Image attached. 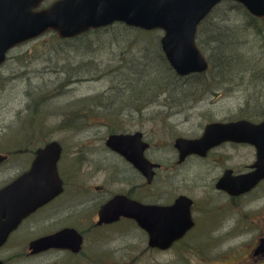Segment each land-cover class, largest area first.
<instances>
[{
    "label": "rangeland",
    "instance_id": "374dc122",
    "mask_svg": "<svg viewBox=\"0 0 264 264\" xmlns=\"http://www.w3.org/2000/svg\"><path fill=\"white\" fill-rule=\"evenodd\" d=\"M247 20L234 3H222L210 22L226 28L222 35L226 36L229 45L223 48L219 43L206 42L208 37L205 35L198 37L201 52L207 59L208 54L217 58L219 52L224 56L227 53L228 73L219 77L224 79L223 83L217 82L214 66L204 78L178 80L177 87L175 81L171 84V74L157 59L158 34L157 38L137 31L114 29L69 41H60L47 34L11 50L0 72V150L4 151L11 143L30 140L43 143L51 139L67 149L75 146L74 142L90 140L97 148L94 150L95 161L91 158L93 171L98 166L104 171L99 173L100 169L89 177L80 163L73 167L70 164V173L79 179L74 185L80 189L86 180L94 178L95 183H101L109 177L114 178L117 160L113 154L115 158L102 159L109 158L102 151L104 141L112 130L126 125L132 129L129 117L138 116L136 128L148 130L149 156L165 163L162 165L165 169L158 172L157 181L154 178L156 183L151 190L138 193H150L149 202L157 203L158 197L171 201L173 196L183 193L194 198L196 211L199 210L196 219L200 233L191 234L187 238L189 244L197 247L196 243L211 238L213 245L205 250L209 251V260L205 262L235 264L233 255L242 254L258 238H264V182L251 195L236 200L226 197L229 200L227 207L214 183L224 169H232L234 174L245 172L255 160L254 149L246 145H222L204 160L191 158L177 167H172L176 158L170 159L176 157L172 145L175 138H198L207 123L240 119L253 123L261 121L264 40L253 27H246ZM68 77L72 82L67 80ZM168 85L169 92L165 95L163 92ZM154 114L160 118L155 119ZM69 125L87 126V131L81 134L83 129L77 128L70 132L64 128ZM71 153L74 156L73 150ZM163 178L165 185L160 187ZM107 188L114 191V183ZM206 198L208 200L204 202ZM166 200L160 199V202ZM203 202L207 214L202 211ZM36 229H31L28 235ZM27 233V229L20 231L17 245L5 252H13L22 246ZM129 233L132 237L141 236L130 226L100 230L97 234L104 239L91 247L100 252L118 245L120 257L127 261L130 255L127 244L133 241ZM133 256L138 258L133 264L187 263V260L178 262L179 258L170 253L151 259L146 257V260Z\"/></svg>",
    "mask_w": 264,
    "mask_h": 264
},
{
    "label": "flooded vegetation",
    "instance_id": "af4514ba",
    "mask_svg": "<svg viewBox=\"0 0 264 264\" xmlns=\"http://www.w3.org/2000/svg\"><path fill=\"white\" fill-rule=\"evenodd\" d=\"M56 1L58 0H44L37 7V10L44 9ZM226 2L232 3V1L229 0L221 1L198 24L196 30V45L199 49L201 47H199L198 37L202 35L211 38L214 36H221L226 30L224 26L210 22L212 15L216 12V8ZM234 5L236 7L240 6L238 3ZM242 10L246 18L248 13L243 7ZM114 29H121V31H137L149 37L155 35L158 38L159 35V41L165 34L163 30L159 29L145 31L128 26L122 22H115L104 28L89 30L76 38L84 37L94 32L115 31ZM47 34L58 39L57 34L52 30L47 31L44 35ZM23 45L24 44L18 45L13 49ZM8 58L9 56L7 60ZM153 116L155 119L160 118V116H155V114ZM148 119L151 121L150 116ZM137 121H139L138 116L129 117V126L132 129L126 125L122 129L112 130L104 141L102 151L107 153L109 158L102 157V159H112L115 156L117 160L115 163L117 165L114 166V178L109 177L108 179H104V182L102 181L101 183H95L94 178L90 181L86 180L80 189L79 186L75 187L74 185V182L79 179H76L73 177V173H70V164H72L73 167V164L77 163L79 165L80 163V167L83 166L84 172L89 174V177L92 176L93 172L101 169V166H98L95 168V171H93V167L91 166L92 159L95 161L96 156L94 150L97 148H95L93 144H90L93 143L90 140H86V142H74L75 146L69 149L65 148L62 143L48 139L43 143H37V141L32 140L21 143L14 142L3 149L4 151L0 150V204L3 199H7V195L5 194V196H2V192L8 187H11L9 189V193L11 194L12 185L14 183H16V185L18 184L19 195H23V192H25L28 187H35L36 189L29 190V192H42L49 196L48 199H45L41 205L35 207L34 211L27 215L17 225L7 237L5 243L0 246V264H30L33 261L36 264H120L122 262V264H133L138 260V258L133 255L146 260V257L151 259L155 256L160 257L166 253L172 254L174 258L178 257V262L187 260L185 264H211V262H205L209 260L207 254L209 251L206 252L205 250H209V246L213 245L211 238L204 240L202 243H196L197 247L189 244L190 242L187 239L195 231L197 234L200 233L199 224L196 219V217H198L196 212H199V210L196 211V200L194 198L188 197L183 193L173 196L171 201L158 197L157 203L154 201L149 202L151 200L149 197L150 193H138L148 188L151 190L150 187L157 181L159 170L165 169L162 166L165 165V163L162 161V163L158 162L149 156L148 152L150 150L151 141L148 139V130L137 129L135 125ZM207 124H205V126ZM64 128H67L70 132L77 128L83 129L80 130L81 134L83 133L82 131H87V126L83 128L82 125H80V127L69 125L64 126ZM67 129L65 131H68ZM110 137L116 139L115 142H111V145L117 149H113L107 144V140ZM179 138L182 137L175 138L172 143L176 154V157L170 159L175 160L176 158V163H174L172 167L182 166L191 158L204 160L214 153L216 148L222 145L229 144L232 146H240V144H232L229 142L222 143L217 147L209 149L204 156H201L198 152L189 153L180 161L175 146V142ZM183 139L191 140L189 138ZM95 141L97 140L95 139ZM30 143H32V146ZM54 143L59 145L58 159H56L54 163L49 161L48 165H50V168H48V165L47 167L43 165L42 167L35 168L34 165L40 152ZM71 150H73L74 156ZM51 152L52 151L46 152V155H49V159ZM53 155H55V152ZM141 159L143 160L142 162ZM70 160L72 163H70ZM249 166L250 164L246 167V172L249 170ZM138 167H141L142 170ZM143 170L147 173L144 174ZM226 170L229 169H224L214 183L215 190L221 193V195H218L221 198H225V207L228 206L231 198L232 200H236L246 196L245 194L234 196L217 189V183ZM103 171L104 170L101 169L99 173ZM39 174H41L44 179L50 177L51 183L38 182ZM155 177L156 181H154ZM163 181L164 178L159 184L160 187L165 185ZM110 183H114V191L108 190L107 187ZM71 184H73V187ZM41 186L44 188L50 186V189H41ZM252 192L247 194V196L251 195ZM184 197L190 201V204L186 206V209L184 207L182 208L183 213L178 214L175 212V217L179 219V221H177L178 228L175 227L176 230H170L166 223H163L161 226L162 222H159V227H157L153 226L151 219L145 217V219H139L140 216L137 213L140 208L139 206L163 207L161 209L164 210L174 206L176 210L177 202ZM226 197L229 198V200ZM160 199L166 200V202L162 203ZM207 200L208 198H206V200L204 199V202ZM203 206L204 209L202 211L204 214H207L205 210L206 204L204 203ZM225 207H221V209L225 210ZM2 209L4 208L0 205V211ZM204 216L206 217V215ZM118 226L127 228L130 226L134 231L140 232L141 234L139 237H132L129 233L133 241L127 244L126 250L130 253V255L127 256V261L120 257V248L118 245L110 250L106 247V249L99 250L100 252L91 247V245L95 244L97 241L99 242V239H104L102 236L100 238V235L97 234L98 231L116 229ZM209 226L208 224V227ZM34 227L37 228L36 231L28 235L29 231ZM25 229L28 230L25 243L11 252L13 246L17 245V237L20 231L22 232ZM46 239H48L49 242L48 246L40 244L39 248L30 247L32 243ZM260 239L261 238H258V240L253 243L254 245H250V248L245 250L242 254L233 255L234 262L236 260L235 264H264L263 251L258 248L256 249L257 242H259ZM121 244L125 243L122 242ZM10 248L11 250L9 253H6L5 251ZM246 248H248V246ZM213 260L214 257L212 258V261Z\"/></svg>",
    "mask_w": 264,
    "mask_h": 264
},
{
    "label": "water",
    "instance_id": "95a60500",
    "mask_svg": "<svg viewBox=\"0 0 264 264\" xmlns=\"http://www.w3.org/2000/svg\"><path fill=\"white\" fill-rule=\"evenodd\" d=\"M40 1L0 0V65L9 49L45 31L53 30L61 38H71L90 29L123 22L128 26L146 30H164L165 34L160 41L162 51L176 73L185 76L201 73L207 68L203 55L196 47L195 33L201 20L221 0H58L46 9L33 12V8L37 7ZM233 1L242 4L253 16L264 18V0ZM115 140L111 137L107 141L113 149H117L111 145ZM224 141L246 142L257 149V161L252 166L254 168L252 172L239 176L226 174L217 183L218 189L230 195L246 193L264 179V121L253 124L240 120L227 125H211L207 127L204 137L200 140H179L176 146L181 152L182 160L189 153L199 152L200 148V151H203ZM48 151H52L50 153L52 163L58 159L59 145L54 143L40 152L35 168L48 165L49 155H46ZM138 168L142 170L141 167ZM143 173L147 172L143 170ZM38 182L51 183V178L44 179L39 174ZM12 186L11 194L9 193L11 187L2 192V196L6 194L7 199H3L0 204L4 208L0 211V245L29 211L49 197L42 192L30 193L29 190L36 189L35 187H28L23 195H19L18 184L14 183ZM41 189L49 190L50 186L46 188L41 186ZM188 204L190 201L184 197L177 202L176 210L174 206L167 210L161 209L163 207L139 206L137 213L141 220L151 219L153 226L159 227L158 223L162 222L161 226L166 223L170 230H176L179 219L175 217V212L183 213L182 208L186 209ZM40 244L49 245L43 240L33 243L31 247L39 248ZM263 245L262 240L258 249L264 252Z\"/></svg>",
    "mask_w": 264,
    "mask_h": 264
},
{
    "label": "trees",
    "instance_id": "16d2710c",
    "mask_svg": "<svg viewBox=\"0 0 264 264\" xmlns=\"http://www.w3.org/2000/svg\"><path fill=\"white\" fill-rule=\"evenodd\" d=\"M246 26L247 27H254L255 29H257L258 30V35L261 37L262 36V31H261V28H260V26H259V22H257V20H255V19H253V18H251L250 17V20L247 22V24H246ZM208 39V40H207ZM206 39V42L208 41V43H210V42H216V43H219V44H221V46L223 47V48H225L226 47V45H229L227 42V40H226V36H224V35H221V36H216V40H213L211 37H208ZM263 39V38H262ZM264 40V39H263ZM236 44H238L239 45V47H241V45L238 43V42H236ZM215 49H217V48H215ZM210 52H213V51H210ZM219 55L220 56H218L217 58H214V54H208V59H209V61H210V66H211V68L213 67L214 68V66H215V71H216V79H218V81L217 82H220V83H223V81H224V79H222V78H220L219 79V77L221 76V74H227L228 73V66L227 65H229V63H228V61H226L227 59H226V57H227V53H225V55L226 56H224V53L223 54H221V52H219ZM160 56V55H159ZM161 57V56H160ZM162 61H163V58H162ZM167 70V69H166ZM167 72H168V70H167ZM230 75V74H229ZM203 75H201L200 77H202ZM214 77H215V73H214ZM169 79H170V83L172 84H174V77L173 76H171L170 75V77H169ZM72 82V81H71ZM262 83H264L263 81H262ZM178 85H176L175 87H177ZM169 87H170V85H168V87H167V89H164V94L165 93H168L169 92ZM166 95V94H165ZM263 112H260V114H262ZM247 115H249V114H247Z\"/></svg>",
    "mask_w": 264,
    "mask_h": 264
},
{
    "label": "bare ground",
    "instance_id": "6f19581e",
    "mask_svg": "<svg viewBox=\"0 0 264 264\" xmlns=\"http://www.w3.org/2000/svg\"><path fill=\"white\" fill-rule=\"evenodd\" d=\"M214 52V51H213ZM70 77L67 78L68 81H71L69 80ZM49 161H52V159L50 158ZM45 167H47V164H45Z\"/></svg>",
    "mask_w": 264,
    "mask_h": 264
}]
</instances>
